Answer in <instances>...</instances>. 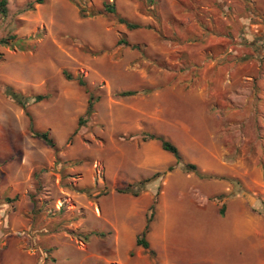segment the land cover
Returning a JSON list of instances; mask_svg holds the SVG:
<instances>
[{"label":"rangeland","instance_id":"obj_1","mask_svg":"<svg viewBox=\"0 0 264 264\" xmlns=\"http://www.w3.org/2000/svg\"><path fill=\"white\" fill-rule=\"evenodd\" d=\"M6 7L0 264H264V0Z\"/></svg>","mask_w":264,"mask_h":264},{"label":"trees","instance_id":"obj_2","mask_svg":"<svg viewBox=\"0 0 264 264\" xmlns=\"http://www.w3.org/2000/svg\"><path fill=\"white\" fill-rule=\"evenodd\" d=\"M6 5H7V0H0V11L1 12H3V13L7 12ZM103 6H104V10L106 12L114 13V14L117 13V8H116V6H115V4L113 2L110 3V2H106L105 1L103 3ZM80 12H81V15L83 17H85L86 14H87V11L85 9H81ZM99 13L103 14L102 11H100ZM93 14H95V13H93ZM119 20L121 22H123V23H126L130 28L139 27L138 24L132 23L129 20H127L126 18L119 17ZM8 42L9 41L6 38H1L0 39V43L1 44H4V43L7 44ZM121 42H123L125 44H128V42L126 40H123ZM67 77L71 78V75H67ZM78 81H79V83L81 85H86V82L82 78H78ZM8 92H10V90H8ZM135 93H136V91L127 90V91H123L121 94L122 95H133ZM13 95H14L15 98H19L20 97L18 93H13ZM38 98H41V96H39ZM94 100H95L94 97L91 95L90 98H89V101H88V107H87V110H86V115L90 114L92 112L93 107H94V103H95ZM82 121H83V119L80 118V122L79 123H81ZM30 128H31L30 130H31V132L33 133L34 136L42 139L50 147L55 148V146H56L55 145V141L51 137V135H50V133L48 131H38V130H36L34 128V126H33V123H31V127ZM150 138L151 139L156 138V139L161 140L163 148L165 150H167L168 152L172 153L177 158V162L178 163L182 162V156H181V154L179 152V149L173 142H171L169 139L165 138L164 136H159V135H151ZM187 166L190 169H192V170H195V171L198 170L197 165H195V164H187ZM157 176H158V173L154 174L152 178H147V179H143V180L139 181L138 182V186L141 188V190L144 189L145 183L149 182L151 179H154ZM133 188H135V187H132L131 185H129L128 187H125V188H118L117 191L118 192H122V193L132 192L134 195H138L140 193V191L139 190H135ZM155 205H156V201L153 202L151 208H154ZM222 211H224V207H223ZM151 220H152V216L148 217L147 225H146L145 229L143 230V232L138 236L137 241H136L137 245L142 246V247H144L146 249L150 248V242L147 240L146 235L148 233L149 224H150Z\"/></svg>","mask_w":264,"mask_h":264},{"label":"crops","instance_id":"obj_3","mask_svg":"<svg viewBox=\"0 0 264 264\" xmlns=\"http://www.w3.org/2000/svg\"><path fill=\"white\" fill-rule=\"evenodd\" d=\"M258 104H260L259 106H261V108H263L264 106H262V104H261V102L260 103H258ZM175 123V122H174ZM173 123V124H174ZM165 154V153H164ZM167 154V153H166ZM164 164V163H163ZM11 253H16V252H12V249H7V250H4L1 254H0V257L2 256V257H5L7 254H11ZM21 255V254H20ZM8 258V256H6V259ZM0 259H2V258H0ZM45 261L44 260H42V264L44 263ZM47 263V262H46ZM45 263V264H46ZM7 264H33L31 261H27V262H25V261H22L21 260V257L19 258V259H17V260H13V261H9ZM35 264V263H34Z\"/></svg>","mask_w":264,"mask_h":264}]
</instances>
